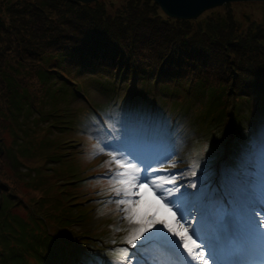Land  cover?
Instances as JSON below:
<instances>
[{"label": "rangeland", "instance_id": "rangeland-1", "mask_svg": "<svg viewBox=\"0 0 264 264\" xmlns=\"http://www.w3.org/2000/svg\"><path fill=\"white\" fill-rule=\"evenodd\" d=\"M34 1L35 0H0V40L6 39L2 43L5 44L9 43V39H11V45L8 49H5V52L8 53L15 42L24 41L26 39L24 37H28V41L39 45L37 55L43 59V63L49 64L47 67H52L54 61L50 58L46 59L47 54L42 55V52L48 53V50H53L54 46H48L45 42L59 39L61 45L73 46V43L76 44L78 42L79 35L75 32L70 34L63 32V27L56 23L60 21V19L56 20L58 15H63L65 18V12L61 10L60 12H55L50 18L45 17L34 8ZM98 2H101L107 10L111 9L113 11L116 8L119 15H125L128 8L135 10L133 23H136L131 24L133 25L131 37L137 36L136 34L150 35L151 30L158 27L160 19H167L168 23L166 26L171 30L173 29L175 33L181 37L185 36L186 39L191 42H195L196 39H202V37H209L216 39V42L212 44L214 47H226L228 44L233 43L242 48L244 51L242 56L244 57L236 58L230 56L228 61L224 59L223 64L215 62L213 65L217 74H221L224 69H230L232 71L238 70L240 72L239 78L236 80L224 74L226 83L246 81L254 77L259 78L258 80L260 81L264 78V1L248 0L226 2L222 5L206 9L198 17L189 20L167 17L152 0H148L152 7H149L146 0H97L92 3ZM78 9L79 7H76V11ZM106 9L104 10L106 11ZM138 14H140V16L136 17ZM74 15L75 13H72L68 18L74 17ZM90 18L91 17L86 14L85 19L79 20L78 22L84 26L85 22H94V19L90 20ZM90 28L94 30L95 27L91 26ZM20 29H22V31H19ZM120 30L124 31L123 28H120ZM173 30L172 32L174 33ZM27 31L29 32L27 33ZM165 34L171 35L170 32H165ZM219 34L221 35L217 36ZM144 37L146 38L147 36ZM216 37H218V39ZM135 40L140 42V40ZM204 53H206V51H204ZM11 54L12 56H10ZM10 55L8 58L13 57L15 52L12 51ZM183 58L188 57L184 56ZM195 61L193 63H195ZM2 63H4V61L0 62V65ZM94 73L95 72L86 75H75L74 72L73 74L71 72V74L74 75V79L85 86L88 98L79 96L70 101H67V99L59 100L57 99V95L59 96L60 94L57 90L56 95H53L51 92L53 97L51 98V96L47 94L45 96L46 100H44L39 99V96L42 97L45 90L42 88L43 85L37 78L35 66L31 62H27L24 64L23 68L18 69L16 73L18 79L23 84L29 86L30 92L26 87L19 86L15 88L8 93L0 109V187L5 184V182L13 185L18 193L16 197L23 204L13 209L12 213L20 214L22 217H25L26 209L24 206L26 202L36 201L43 195L44 189L48 188L47 192L51 195L56 194L58 190L62 189L56 185V182L59 181L57 176L59 174L64 176L69 173V165L55 166L54 170L48 171L46 165L47 163L49 165L51 164L48 162V159L43 158L44 149L41 147L48 146L49 151L47 154L51 155L52 152H55L54 146L49 145L50 143L46 138L40 141L42 135L37 132L31 134L34 141L32 147L27 146L28 138L31 129L36 126L42 127L43 131L49 133L55 131L57 127H59V130L60 127H62L54 123V118H56L55 114L51 112L45 113L43 110L45 108H50L51 110L57 108L58 112L63 113L65 118L71 116L75 109L78 111V114L74 115L76 119L73 115L71 118L72 121H78L80 113L85 110L89 111L91 103H107L108 105V100H112L111 97L108 98L110 92L99 88L98 80L101 77L102 81H105L103 82L104 85H108V81L105 80L106 78L102 74L98 73L94 75ZM1 83L2 81L0 79V84ZM123 91L124 89H121V95H123ZM123 93L128 94L127 90ZM117 101H120V99ZM258 105L260 106L257 107L258 111H256L255 103L251 104L250 110L253 116L257 113L258 117L262 119L261 123L264 124V105ZM239 106L240 104L236 102V105L232 108L234 109ZM99 107L101 108V105H99ZM101 110L104 114L103 116L107 117L111 108L109 110V108L107 109L103 106ZM246 113L247 108L244 105L240 108V114ZM103 116L102 118L105 119ZM56 119L59 120L58 118ZM97 122H100L98 118L91 116V123L96 125ZM34 124L35 126H33ZM85 125L91 136H88V134L65 132L60 136H56V138L61 140L70 138L66 141L80 146L81 142H84V139L88 138L87 143L89 147L95 149L98 145L94 146L96 142L93 138L98 135V128L86 123ZM260 126L263 127L261 124ZM12 141L15 143L13 144ZM63 146L67 149L70 148L69 145L65 143H63ZM9 148L10 154H13L17 150L15 156L8 157L7 154H5V151ZM104 150L101 148V151H96L100 152L103 159L109 158L108 153ZM61 156L62 155L59 154L56 165H60L66 161V159ZM87 164L88 161L83 156L70 163V165H74L79 169L85 168ZM35 165L40 169V176L37 182H23L25 175H28L32 179L36 175H39L37 169L32 167L31 169L28 168ZM19 168L23 174L20 173ZM62 198H65V195H63ZM111 216L114 218L115 214H111ZM44 219L46 220V218ZM0 227L6 228L7 221L2 220L0 222ZM94 228L101 229L103 235L107 234L106 228H104L103 225L96 224Z\"/></svg>", "mask_w": 264, "mask_h": 264}, {"label": "trees", "instance_id": "trees-1", "mask_svg": "<svg viewBox=\"0 0 264 264\" xmlns=\"http://www.w3.org/2000/svg\"><path fill=\"white\" fill-rule=\"evenodd\" d=\"M146 1L149 7H152L150 2ZM33 6L43 16L49 18L55 12L62 10L65 12V18L63 15H58L56 20L60 19V21L56 23L63 27V32L68 34L75 32L79 35L78 42L76 44L73 43V46L61 45L59 39L45 42L48 46H54L53 50H48V58L56 60L58 57L64 60L66 56L75 57V61L62 62L59 63L60 66L71 64L77 69L81 65L85 67L95 66L106 70L119 69L123 72V76L127 74L136 76L144 84H146V81L151 80L158 89L163 86L161 90L169 89V84L174 83L179 87L170 92L173 95H180L181 90L187 85L185 74L196 59L199 61L196 60L195 64H203L214 69L213 65L215 62L223 64L224 59L228 61L230 56L236 58L244 57L242 56L243 49L233 43L228 44L226 47H214L212 44L216 42V39L209 37H202V39H196L195 42H191L185 36L181 37L176 34L172 29L173 33L166 26L168 23L167 19H160L158 27L153 28L150 35L136 34L137 36L131 37V29L133 27L131 24L136 23H133L135 10L131 8L127 9L126 18L123 14L119 15L116 8L113 11L111 9L107 10L101 2L82 4L73 0H35ZM76 7H79L77 11ZM72 13H75L74 17L68 18ZM86 14L91 17L90 20L94 19V22H85L83 26L78 21L85 19ZM138 16L140 14L136 17ZM91 26L95 27L94 30L90 28ZM120 28H123L124 31H121ZM19 31H22V29ZM165 32H170L171 35H166ZM144 36L147 37L145 38ZM24 38H26V41L17 45L15 51L26 53L31 48L37 53L39 45L28 41V37ZM216 38L218 39V37ZM135 39L140 40V42ZM5 40H0V54L4 53L5 49H8L11 45V39H9V43L2 44ZM63 51L66 54H63ZM44 54L42 52V55ZM184 56L188 58H183ZM224 74L236 80L239 78L240 72L238 70L224 69L221 73L223 79L218 81L215 78L212 79L213 77L206 73L199 77L202 81L198 80L197 83L199 98L205 97V104L207 103L206 97L209 98L210 110L208 111L214 112L215 117L225 111L223 109L228 101L222 89L227 84ZM156 77L159 79L155 81ZM165 86H167V89ZM211 135L216 138L219 137L218 128L212 131ZM5 184L9 185L7 182ZM2 188V190H5L6 187L3 186ZM9 196H11L9 193H7V197L4 194H0L1 201H4ZM37 202L34 201L33 205H36ZM38 206H41V203H38ZM65 211V213L57 215L55 219L60 223L58 224L60 228L66 227L65 229H67L74 221L73 218L76 217V214L73 215L72 210ZM33 217L32 224L35 223V226L29 228L26 236H18L19 242H13L18 247L21 244L23 248L16 251L21 256L16 255L12 263L17 261L18 264H46L47 260H52L59 255L61 250L66 248V245H70L65 242V239L58 237L55 232L49 233L47 231L46 226L41 223V221L45 220V215L40 214L38 216V214H34ZM3 240V247H7L11 243V241H6V239ZM70 247L72 246L70 245Z\"/></svg>", "mask_w": 264, "mask_h": 264}, {"label": "snow or ice", "instance_id": "snow-or-ice-1", "mask_svg": "<svg viewBox=\"0 0 264 264\" xmlns=\"http://www.w3.org/2000/svg\"><path fill=\"white\" fill-rule=\"evenodd\" d=\"M189 2L190 0H160L165 11ZM123 111L127 119L122 124L119 141L115 144H105L104 147L110 149L109 155L116 157V163L120 167V171L115 172L114 175L119 178L125 192L118 190L117 196H123L127 191L139 192V196L133 200V207L130 209L132 215L128 217L133 224L137 225L127 239L128 245L137 249L149 237H156L162 245L182 249L189 258L190 264H208L209 260L212 261V264H219L216 259V249L225 239L238 233L249 234L256 227L264 230V188L261 190L259 202L245 199L238 205L232 207L221 205L218 210L212 209L211 211L208 210V205L203 202L201 193H185L186 196L199 201L201 209L194 222L189 221L188 215L191 214L185 215L183 208L176 204V193L172 189L177 188V184L173 182L166 185L167 193H165L152 179L153 176L165 174L172 176L173 173L170 171L162 173L153 169L151 175L149 174L152 164L146 162L143 150L149 146L150 138L148 133L143 130V120L140 118L139 109L129 107ZM260 157L264 162V131L261 136ZM124 160L127 162L121 163ZM156 163H163V161ZM176 171L179 173L182 170L177 169ZM194 175L196 174L194 173ZM150 183L157 188L165 203L152 202L148 210H144V205L149 202L143 198L146 194L141 190V186L148 188ZM181 186L183 187V185ZM119 203L124 204L126 201L120 199ZM137 203L139 207L135 206ZM152 208L156 210L152 211ZM164 209L171 213V218L161 215V211ZM178 213L180 220H183L184 223L175 219ZM205 223L210 226L211 233L209 235H201V226ZM185 225H190L191 232ZM202 255L204 258L200 261L198 258ZM96 256L97 254L94 253H85L79 264H103L102 261L96 259Z\"/></svg>", "mask_w": 264, "mask_h": 264}, {"label": "water", "instance_id": "water-1", "mask_svg": "<svg viewBox=\"0 0 264 264\" xmlns=\"http://www.w3.org/2000/svg\"><path fill=\"white\" fill-rule=\"evenodd\" d=\"M81 3H89L94 0H76ZM155 2L159 8L169 17L178 18V19H189L195 18L204 10L209 9L211 7L221 5L225 2L230 1H240V0H190L189 3L181 5V6H174L169 11H165L164 7H162L160 0H152ZM242 1V0H241ZM264 1V0H262Z\"/></svg>", "mask_w": 264, "mask_h": 264}, {"label": "bare ground", "instance_id": "bare-ground-1", "mask_svg": "<svg viewBox=\"0 0 264 264\" xmlns=\"http://www.w3.org/2000/svg\"><path fill=\"white\" fill-rule=\"evenodd\" d=\"M262 182H264V177H263V179H262ZM261 254H262V255H264V251H263V252H261Z\"/></svg>", "mask_w": 264, "mask_h": 264}]
</instances>
